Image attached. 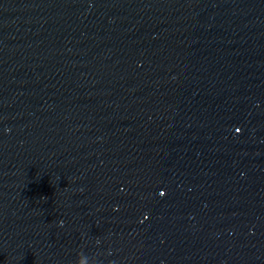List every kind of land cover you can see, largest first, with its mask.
<instances>
[{
    "label": "clouds",
    "instance_id": "obj_1",
    "mask_svg": "<svg viewBox=\"0 0 264 264\" xmlns=\"http://www.w3.org/2000/svg\"><path fill=\"white\" fill-rule=\"evenodd\" d=\"M60 225H63V221L60 222ZM99 243V241H97ZM94 260V257H90L85 254L83 251L77 253V259L75 264H90V261Z\"/></svg>",
    "mask_w": 264,
    "mask_h": 264
}]
</instances>
